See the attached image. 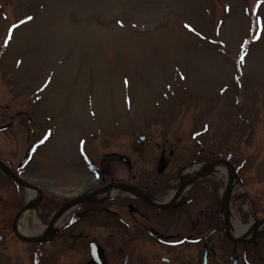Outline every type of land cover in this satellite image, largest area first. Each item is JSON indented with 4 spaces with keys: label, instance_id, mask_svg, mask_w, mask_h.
<instances>
[{
    "label": "rangeland",
    "instance_id": "obj_1",
    "mask_svg": "<svg viewBox=\"0 0 264 264\" xmlns=\"http://www.w3.org/2000/svg\"><path fill=\"white\" fill-rule=\"evenodd\" d=\"M9 120L0 156L13 161L29 146L28 187L88 197L100 165L112 180L149 179L166 141L170 167L228 159L238 169L229 201L264 216V0H0V125ZM212 177L218 187L206 194L221 196L226 176ZM38 215L29 210L21 224L37 227ZM109 231L90 230L115 257ZM6 234L0 264L87 257L45 244L36 261L37 246ZM180 249L139 240L118 254L128 251L129 264H193L197 249Z\"/></svg>",
    "mask_w": 264,
    "mask_h": 264
},
{
    "label": "flooded vegetation",
    "instance_id": "obj_2",
    "mask_svg": "<svg viewBox=\"0 0 264 264\" xmlns=\"http://www.w3.org/2000/svg\"><path fill=\"white\" fill-rule=\"evenodd\" d=\"M10 120L9 123L0 125L2 128L0 132L8 131L13 127ZM156 148L159 146L156 145ZM167 148L168 144L164 141L156 160V171L153 177L137 180L138 182L134 181L135 176L127 182L112 180L100 165V168H97L100 170L98 185L88 191L89 195L93 196L70 208L65 216L66 222L51 232L39 236L38 244L23 242L16 236L18 211L24 206H33V210L39 212L40 222L37 224L44 226L43 223L48 224L54 212L67 206L77 197H59L53 190L37 186L28 187V184L19 181H24L22 175L27 167H30V161H27L29 146L24 148V154L13 161L0 156V186L5 190V197L2 200L0 198V210L7 212V214L0 213V249L6 241V233H11L16 241L37 246L34 254L36 261H42L44 258L40 247L50 244L56 254L62 247L69 250L70 248L82 250L87 257L81 264H129L131 260L129 252L127 251L122 259L119 258L118 252H123L128 244L140 240V242L153 243L156 248L164 252L181 250L180 248L185 246L194 247L199 254L193 264H256V262L264 264V241L261 240L262 237L264 238V223L259 231L261 234L252 242H245L249 237L241 235L236 237L237 242L230 240H234L230 231L235 225L245 226L242 223L247 220L251 223L252 219L264 221V216L258 217L254 209L247 210L240 202L236 206H233L231 202L223 204L221 196L214 195L212 191L211 194H206L207 187H218V182L213 181L211 175L202 181H200L201 178L194 182L203 185L196 197L190 192L186 201L170 202L179 185L186 184L190 179L185 177L181 180L179 171L183 166L176 164L170 167L169 160L173 158V151ZM112 157L116 160L115 156L101 158V164ZM214 160L217 159L211 158L208 161ZM130 168L129 165V171ZM186 175L188 174L185 173ZM111 185H126L132 187V191L131 193L117 192L109 199L105 197L96 200L98 193ZM29 191L35 193V202L32 204L27 196ZM93 228L110 230L107 234L110 238L116 239V244H119L115 251L117 256H111L102 247V243L105 242L99 239L102 235L97 237L91 235L90 230ZM91 242L100 248L97 260H93L91 256L89 248ZM172 259L174 260L173 257ZM160 261L168 264L171 259L161 256ZM133 264H136L134 260Z\"/></svg>",
    "mask_w": 264,
    "mask_h": 264
},
{
    "label": "bare ground",
    "instance_id": "obj_3",
    "mask_svg": "<svg viewBox=\"0 0 264 264\" xmlns=\"http://www.w3.org/2000/svg\"><path fill=\"white\" fill-rule=\"evenodd\" d=\"M216 168H218L219 170H225V168L222 165H219ZM187 170L190 171V174L193 172H196V171L201 172L203 170V166H199V165L192 166ZM189 178L190 177L188 174L186 176V179H189ZM187 188L188 187L184 188L182 191H179V192H177L176 195H174L177 203H179L186 196L187 190H188ZM234 189H235V186H234V182H233L229 195H232V193L234 192ZM116 191H117V189H114V188L102 190L96 196V200H101L102 198H105V197H112ZM27 196L29 198V201L31 202L30 204L35 202V193L33 191H29ZM69 209L70 208L66 209V211L64 213L62 212L60 216L56 217V219L54 220V223L52 224V228L50 230H49V228L42 226L40 223L37 224V227H34L32 229L24 227L21 224V221H22L21 219L29 210V209H26L18 218L17 231L19 234L24 235V236H30V237L43 236L44 234L48 233L49 231L51 232L52 230L58 228L59 226H61L63 224L64 218H65L66 214L69 212ZM36 223H38V222L36 221ZM252 225H253V223H250L249 225H246V226H241V225L237 224L234 227V231H230V235L231 236L232 235L237 236V237H239L240 235L250 237L254 231V228L252 227Z\"/></svg>",
    "mask_w": 264,
    "mask_h": 264
},
{
    "label": "water",
    "instance_id": "obj_4",
    "mask_svg": "<svg viewBox=\"0 0 264 264\" xmlns=\"http://www.w3.org/2000/svg\"><path fill=\"white\" fill-rule=\"evenodd\" d=\"M143 139H144V137H140V138H139V141H141V140H143ZM122 159H123L124 162H126V160H125L123 157H122ZM219 165H224V166H226L227 169H228V181H227V185H226V188H225V191H224L223 201H222L223 204H228L227 194H228L229 189H230V187H231V185H232L233 179L236 177V172H235L233 166H232L230 163H228V162H226V161H215V162H213V163L205 164V166L203 167V170H202L201 172L197 173V174L195 175V177L191 180V182L194 181L196 178H199V177L203 176L204 174L209 173V172L212 170V168L217 167V166H219ZM121 188L124 189V190H128V191L130 190L129 188H127V187H125V186H121ZM182 188H183V186L181 185V186L179 187V189H178L177 192L181 191ZM176 194H177V193H176ZM78 202H79V201H75V203H78ZM73 203H74V202H72V204H73ZM25 208H27V207H25ZM25 208H24V209H25ZM24 209H23V210H24ZM21 212H22V211H21ZM21 212H19V213L17 214V216L20 215ZM61 212H62V209L59 210L58 212H56V213L53 215V217H52V219H51V222H50V225H49V227H48L49 229H50V226H51L52 222L54 221V219H56V217H57ZM259 224H260V222H255V226H256V227H257ZM17 236H18V235H17ZM256 236H257V233H254L253 238H255ZM18 237H19V239H21L22 241H31V242H39V241H40L39 239L24 238V237H20V236H18ZM95 254H96V253H95ZM95 254H94V255H95Z\"/></svg>",
    "mask_w": 264,
    "mask_h": 264
},
{
    "label": "trees",
    "instance_id": "obj_5",
    "mask_svg": "<svg viewBox=\"0 0 264 264\" xmlns=\"http://www.w3.org/2000/svg\"><path fill=\"white\" fill-rule=\"evenodd\" d=\"M235 103V102H234ZM235 106V105H234Z\"/></svg>",
    "mask_w": 264,
    "mask_h": 264
}]
</instances>
